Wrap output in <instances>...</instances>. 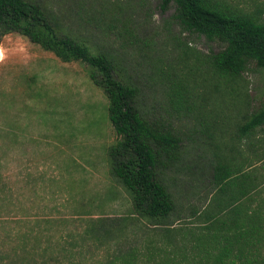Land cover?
Returning a JSON list of instances; mask_svg holds the SVG:
<instances>
[{"label":"rangeland","instance_id":"rangeland-1","mask_svg":"<svg viewBox=\"0 0 264 264\" xmlns=\"http://www.w3.org/2000/svg\"><path fill=\"white\" fill-rule=\"evenodd\" d=\"M34 1L58 31L108 55L117 78L137 89V108L177 132L183 169L158 175L175 206L164 224L131 215L130 195L110 173L117 136L91 68L2 34L0 264H107L116 250L157 241L163 227H196L189 213L210 199L216 154L246 171L262 157L239 132L264 102V69L249 60L236 78L213 73L205 57L222 45L181 28L160 0ZM226 1L264 10V0Z\"/></svg>","mask_w":264,"mask_h":264},{"label":"trees","instance_id":"trees-1","mask_svg":"<svg viewBox=\"0 0 264 264\" xmlns=\"http://www.w3.org/2000/svg\"><path fill=\"white\" fill-rule=\"evenodd\" d=\"M168 5L181 28L222 45L205 57L213 73L236 78L249 60L264 69V10L247 12L226 0H160L161 10ZM53 24L34 0H0V36L19 33L62 62L79 61L91 68L88 77L106 97L105 114L117 136L107 149L110 173L129 193L131 215L152 226L164 224L175 206L158 175L183 169L181 138L137 108V89L117 78L108 55L92 52ZM175 93L171 103L181 110L185 101ZM244 121L240 137L256 126L264 128V102ZM215 158L210 199L189 213L196 227H163L157 241L116 250L107 264H264V176L228 168L219 155Z\"/></svg>","mask_w":264,"mask_h":264},{"label":"crops","instance_id":"crops-1","mask_svg":"<svg viewBox=\"0 0 264 264\" xmlns=\"http://www.w3.org/2000/svg\"><path fill=\"white\" fill-rule=\"evenodd\" d=\"M240 137V136H239ZM245 145L248 147V149L255 153H261L262 157L258 159L257 162L255 160L254 163L250 166H247L248 172L251 173L257 172L258 174H262L264 176V167H261L260 164L264 161V128L263 126H256L253 129H251L245 136Z\"/></svg>","mask_w":264,"mask_h":264}]
</instances>
